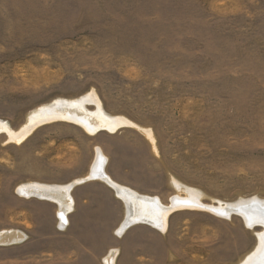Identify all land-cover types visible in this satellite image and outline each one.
Here are the masks:
<instances>
[{
	"label": "rangeland",
	"instance_id": "rangeland-1",
	"mask_svg": "<svg viewBox=\"0 0 264 264\" xmlns=\"http://www.w3.org/2000/svg\"><path fill=\"white\" fill-rule=\"evenodd\" d=\"M91 91L149 128L157 153L128 126L1 133L0 264H238L262 231L238 215L182 208L163 231L118 233L126 206L104 181L72 187L65 223L57 202L17 189L84 178L99 147L112 180L163 204L187 189L208 204L264 198V0H0V120L16 130Z\"/></svg>",
	"mask_w": 264,
	"mask_h": 264
},
{
	"label": "bare ground",
	"instance_id": "bare-ground-1",
	"mask_svg": "<svg viewBox=\"0 0 264 264\" xmlns=\"http://www.w3.org/2000/svg\"><path fill=\"white\" fill-rule=\"evenodd\" d=\"M87 104H93L95 108L89 110L86 107ZM54 121L72 122L88 134H95L101 130L114 132L118 128L127 126L135 127L143 133L142 135L146 137L154 152L157 153L156 139L149 128L140 127L123 116L108 114L103 109L97 95L92 91L77 98L55 99L31 110L27 114L24 124L16 130L12 129L5 121L0 120V134L6 135V143L18 144L30 136L36 127ZM106 162V156L99 147H96L94 160L84 178L64 185L26 183L20 185L17 190L26 196H38L57 202L59 205L58 219L61 223H65L66 214L72 207V198L69 193L72 187L86 180L104 181L126 206L125 218L118 228V233H122L125 228L141 222L163 231L167 227L168 216L173 211L182 208L203 209L226 218L235 214L249 228H253V224L262 227V231L256 232L257 243L255 247L238 264H264V198L251 196L230 202L208 204L202 202L197 191L187 189L184 195L176 193L169 198L167 204H163L158 197L141 194L112 180L105 171ZM173 183L178 187L176 181ZM248 205V208L241 209L242 206L247 207ZM107 261L109 264L113 263L110 258L106 259Z\"/></svg>",
	"mask_w": 264,
	"mask_h": 264
},
{
	"label": "water",
	"instance_id": "water-1",
	"mask_svg": "<svg viewBox=\"0 0 264 264\" xmlns=\"http://www.w3.org/2000/svg\"><path fill=\"white\" fill-rule=\"evenodd\" d=\"M253 205H255V203H253ZM251 206V205H250ZM249 207V205L247 206V207H244V206H242V208L241 209H245V208H248ZM257 207V206H256ZM247 210V209H246ZM262 212V211H261ZM264 213V212H263ZM257 224H253L252 225V227H254V226H256Z\"/></svg>",
	"mask_w": 264,
	"mask_h": 264
}]
</instances>
